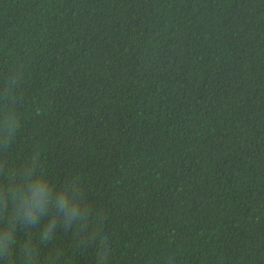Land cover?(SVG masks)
Masks as SVG:
<instances>
[{
  "label": "trees",
  "instance_id": "16d2710c",
  "mask_svg": "<svg viewBox=\"0 0 264 264\" xmlns=\"http://www.w3.org/2000/svg\"><path fill=\"white\" fill-rule=\"evenodd\" d=\"M0 264H264V0H0Z\"/></svg>",
  "mask_w": 264,
  "mask_h": 264
},
{
  "label": "clouds",
  "instance_id": "9594fccd",
  "mask_svg": "<svg viewBox=\"0 0 264 264\" xmlns=\"http://www.w3.org/2000/svg\"><path fill=\"white\" fill-rule=\"evenodd\" d=\"M61 200L66 204L67 203V200H66V197H61ZM33 204H34V207L30 210V214H32V215H35L38 211H39V208H40V206H39V202H38V200H36L35 198H34V200H33ZM73 212H74V209L72 210Z\"/></svg>",
  "mask_w": 264,
  "mask_h": 264
}]
</instances>
